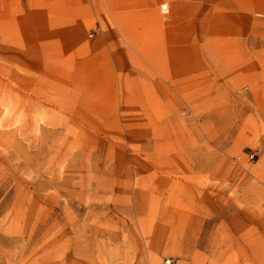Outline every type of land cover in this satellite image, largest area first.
Returning <instances> with one entry per match:
<instances>
[{
	"label": "rangeland",
	"instance_id": "rangeland-1",
	"mask_svg": "<svg viewBox=\"0 0 264 264\" xmlns=\"http://www.w3.org/2000/svg\"><path fill=\"white\" fill-rule=\"evenodd\" d=\"M104 3L0 0V264H264V0Z\"/></svg>",
	"mask_w": 264,
	"mask_h": 264
},
{
	"label": "crops",
	"instance_id": "crops-1",
	"mask_svg": "<svg viewBox=\"0 0 264 264\" xmlns=\"http://www.w3.org/2000/svg\"><path fill=\"white\" fill-rule=\"evenodd\" d=\"M144 1V2H143ZM146 1H153V0H103L104 3V6L107 8V7H114V8H121L123 6H126V7H137V6H140L142 5V3H145ZM158 0H154V2L157 3ZM155 13V11H152L151 13H149V19L151 20L152 18V15ZM75 27L72 26L70 28V33H71V37H70V42H76V39H75ZM86 54V53H85ZM80 55V56H77V51L76 53H74L73 55H69L70 56V60H77L80 59V63L79 64H84L83 62L84 61H87L88 58L91 56H89L88 54L89 53V50L87 52V55ZM70 64H72V62L70 61ZM74 64H78L77 62H74Z\"/></svg>",
	"mask_w": 264,
	"mask_h": 264
}]
</instances>
